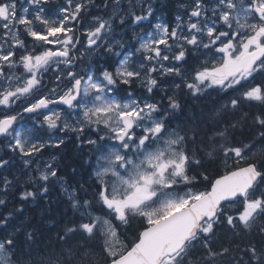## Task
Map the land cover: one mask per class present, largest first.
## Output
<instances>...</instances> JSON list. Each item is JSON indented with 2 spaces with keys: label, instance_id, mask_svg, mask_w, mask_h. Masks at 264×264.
Listing matches in <instances>:
<instances>
[{
  "label": "snow or ice",
  "instance_id": "1",
  "mask_svg": "<svg viewBox=\"0 0 264 264\" xmlns=\"http://www.w3.org/2000/svg\"><path fill=\"white\" fill-rule=\"evenodd\" d=\"M169 7L0 0V170L19 160L18 199L58 185L73 214L34 257L0 177V264H264V0ZM225 229L260 239L217 247Z\"/></svg>",
  "mask_w": 264,
  "mask_h": 264
},
{
  "label": "trees",
  "instance_id": "2",
  "mask_svg": "<svg viewBox=\"0 0 264 264\" xmlns=\"http://www.w3.org/2000/svg\"><path fill=\"white\" fill-rule=\"evenodd\" d=\"M184 1L185 0H166V3L170 4L171 7L164 10V17L166 19H170L174 17L173 14L182 12L183 9L180 7V5ZM140 31L139 29H136V34H139ZM131 35L132 33H129L127 36L121 38L127 40L130 39ZM199 103L200 102L197 101H189V108H192ZM207 103L210 104V101ZM6 143L7 141L5 140L0 142V149H3ZM50 151L55 152L56 150L53 149ZM61 151L64 154V158L61 160L63 172L60 174L67 178L69 182L74 185L75 179L71 175V167L79 166L83 163V159H86L87 157L85 156L81 158V153L76 149L75 144L72 142H69L68 147L62 149ZM49 154V152H46L44 159H47ZM29 175L34 176L35 173L24 169V166L19 163V160L16 161L14 167L0 170V177L7 176L10 180L13 179L14 176L18 178V181H14V183H18V187L13 189L6 199L9 202L8 210L22 207L24 212L22 215H17L14 217L13 221H11V224L27 225L30 223L33 225V228H30L29 231H32L33 229L38 230L39 234L33 238L35 243L31 245V248L33 251V256L36 258H41L51 250H59V245L56 238L57 233L60 227H62L64 223H67V221L72 218L73 214L68 203L63 197V192L58 185H50V192L43 199L38 198L36 201L21 202L18 199L19 185H22ZM6 211L7 210L0 209V212L6 213ZM259 239L260 237L255 233L248 236H245L243 233H241L236 236L225 229L219 234V243L217 247H219L220 244H223L225 247H234L235 245L244 247L249 241H258ZM49 246H51V248ZM233 254L238 255L237 253ZM222 264H224V262H222Z\"/></svg>",
  "mask_w": 264,
  "mask_h": 264
},
{
  "label": "flooded vegetation",
  "instance_id": "3",
  "mask_svg": "<svg viewBox=\"0 0 264 264\" xmlns=\"http://www.w3.org/2000/svg\"><path fill=\"white\" fill-rule=\"evenodd\" d=\"M184 2H185V1H184ZM184 2H183V3H184ZM164 18H165V17H164ZM165 19H166V18H165ZM121 39H122V38H121ZM2 141H3V139H2V138H0V142H2Z\"/></svg>",
  "mask_w": 264,
  "mask_h": 264
},
{
  "label": "bare ground",
  "instance_id": "4",
  "mask_svg": "<svg viewBox=\"0 0 264 264\" xmlns=\"http://www.w3.org/2000/svg\"><path fill=\"white\" fill-rule=\"evenodd\" d=\"M178 2H179V1H178ZM179 4H180V2H179ZM179 4H178V5H179ZM173 15H175V14H173ZM23 178H24V177H23ZM21 179H22V178H21Z\"/></svg>",
  "mask_w": 264,
  "mask_h": 264
},
{
  "label": "rangeland",
  "instance_id": "5",
  "mask_svg": "<svg viewBox=\"0 0 264 264\" xmlns=\"http://www.w3.org/2000/svg\"><path fill=\"white\" fill-rule=\"evenodd\" d=\"M142 30V29H139V31Z\"/></svg>",
  "mask_w": 264,
  "mask_h": 264
}]
</instances>
